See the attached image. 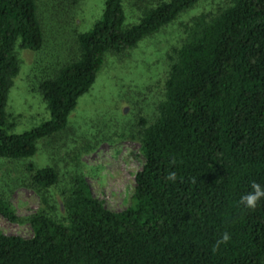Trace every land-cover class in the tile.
Returning a JSON list of instances; mask_svg holds the SVG:
<instances>
[{"label": "trees", "instance_id": "16d2710c", "mask_svg": "<svg viewBox=\"0 0 264 264\" xmlns=\"http://www.w3.org/2000/svg\"><path fill=\"white\" fill-rule=\"evenodd\" d=\"M200 1L160 2L127 26L124 0H105L100 19L74 35L77 55L39 83L49 120L16 134L6 106L17 51H41L45 34L35 0H0V158L31 159L39 141L67 128L107 54L132 50ZM176 55L143 132L132 205L105 209L77 177L63 215H31L29 239L0 233V264H264V200L252 210L239 203L251 182L264 186V0H231ZM26 170L39 192L58 181L54 168ZM0 215L18 221L1 200ZM224 231L231 239L216 247Z\"/></svg>", "mask_w": 264, "mask_h": 264}, {"label": "rangeland", "instance_id": "374dc122", "mask_svg": "<svg viewBox=\"0 0 264 264\" xmlns=\"http://www.w3.org/2000/svg\"><path fill=\"white\" fill-rule=\"evenodd\" d=\"M45 34L39 52L18 50L20 70L9 92L6 113L10 132L21 134L49 120L39 83L70 61L77 47L74 35L89 31L100 19L105 0H35ZM61 1V2H60ZM169 0H124L125 24L138 23L144 11ZM231 0H201L135 48L105 57L95 83L78 102L67 128L37 143L26 161L0 158V200L17 216L11 223L0 215V233L29 239V218L37 212L64 214L63 193L77 177L111 212L132 205L135 175L144 164L141 140L165 100V81L177 51L230 5ZM68 5V6H67ZM144 122V124L142 123ZM54 168L58 181L39 192L29 185L27 165ZM44 193L48 203L43 200ZM49 204V205H48Z\"/></svg>", "mask_w": 264, "mask_h": 264}, {"label": "clouds", "instance_id": "9594fccd", "mask_svg": "<svg viewBox=\"0 0 264 264\" xmlns=\"http://www.w3.org/2000/svg\"><path fill=\"white\" fill-rule=\"evenodd\" d=\"M166 179L173 183L177 180V174L174 171H170ZM250 191L247 194L241 195L239 203L245 208L252 210L257 207L258 203L261 200H264V186L259 183L251 182ZM231 239V234L227 231H224L220 234L219 239L216 241V247H219L222 244H227Z\"/></svg>", "mask_w": 264, "mask_h": 264}]
</instances>
